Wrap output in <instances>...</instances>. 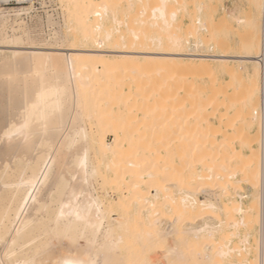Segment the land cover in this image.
Wrapping results in <instances>:
<instances>
[{"label":"bare ground","instance_id":"obj_1","mask_svg":"<svg viewBox=\"0 0 264 264\" xmlns=\"http://www.w3.org/2000/svg\"><path fill=\"white\" fill-rule=\"evenodd\" d=\"M122 1L67 0L71 8L66 31L54 14L33 15L28 7L0 16V231L5 226L10 231L22 228L21 258L37 264L75 259H107L112 264H261L264 66L253 51L260 42L250 37L240 53L222 50L225 44L218 37L207 44L201 37L208 31L202 3L197 5L196 27L189 23L190 29L186 25L184 32V15H190L188 0H126V6ZM28 2L32 5L34 1ZM162 3L167 7L156 15H165L170 28L162 20H152L153 9ZM9 31L13 32L11 39ZM127 65L131 74L143 77L141 81L170 77L168 97H173L180 73L192 76L187 89L180 86L187 90L186 110L192 113L194 125L190 129L188 124L182 146L189 148L184 149L189 151L186 165L175 159L184 153L180 145L185 141L172 135L175 112H179L174 106L177 99L170 98L172 105L169 102L175 109L170 108L175 113L171 125L164 126L169 132L159 128L171 137L159 143L158 122L164 120L155 122V110L151 117L142 111L155 108L151 105L154 90L150 91L155 86L148 79H144L146 83L133 80L130 91L115 89L112 93L111 76ZM250 65L253 75L248 71ZM218 71L228 72L232 78L247 76L225 107L233 121L242 123L239 146L247 153L237 151L234 141L221 135L225 101L223 97L221 101ZM155 77L150 80L159 83ZM205 78L210 84L200 86L199 80ZM137 86L140 89L134 88ZM166 89L162 94H168ZM42 90L49 93L47 105L59 106V127L49 125L27 143L15 135L7 136L13 124L19 127L24 122L25 110L37 102ZM160 98L154 99L158 106L167 104L165 99L160 103ZM258 102L260 133H252ZM210 110L219 125L214 124L209 133L204 127ZM86 118L97 127L89 128ZM169 126L173 128L169 130ZM109 135L113 136L111 142ZM255 144L260 145V152ZM100 182L110 188L100 191ZM240 184L258 193L256 203L245 204L244 199L251 195ZM70 202L71 207H64ZM85 206L93 210V223L97 210L103 220V227L95 230L100 233L98 240L91 229L87 239H76L78 225L74 216L68 219L77 207ZM98 246L103 248L99 256ZM253 250L259 253L255 262L251 261ZM4 251L0 245V259L5 258Z\"/></svg>","mask_w":264,"mask_h":264},{"label":"rangeland","instance_id":"obj_2","mask_svg":"<svg viewBox=\"0 0 264 264\" xmlns=\"http://www.w3.org/2000/svg\"><path fill=\"white\" fill-rule=\"evenodd\" d=\"M28 1L29 0H27L24 4H19L18 0H0V16L14 14L16 10L28 7V8H30V13L31 14L34 13L33 15H39L41 17H43V16L45 17L47 13L54 14L55 18L57 19V21H59L63 25V29L65 28L67 30V27L65 25H66V23L68 24L70 22L69 12H70V8H71V6H69L70 3L68 2L69 3L68 4L67 0H33L34 2L32 3V5ZM262 1L263 0H188V2H189V4H188V6H189V14L191 16L190 15L188 16V14L184 15V18H183V30H184V32H186V30L187 29L189 30L190 27H193V28L196 27L197 23H196L195 17H196V12H197V5L202 3V5L204 6V22H205L206 27L208 28V31L207 32L206 31L202 32L201 37L206 41L207 44L210 43L209 40L212 37H218L225 44V46L222 48V50L230 51V52H234V53H240V52H243V51L246 50V47H245L246 43L249 41V38L251 37L252 39H254L256 41L258 40L260 42L259 43L260 45L258 46V48H256L257 50L253 48V51H254L255 55H258L260 50H261L260 46H261V29H262V15H263V12H262L263 8H262V4H261ZM127 4H128V2H126V0L121 2L122 6H126ZM66 7H68V8H66ZM25 16L26 15H24V17ZM246 18L247 19L249 18L247 20L248 23L247 22L246 23L245 22L241 23L239 21V19L245 20ZM188 24L190 25V27H188ZM186 25H187L188 28L186 27ZM65 29H64V31H66ZM16 35H20V33L17 32ZM8 36H9V39H11L12 36H13V32L9 31L8 32ZM5 50H7V48ZM237 64H243V63H233V65H237ZM258 64H257V69L259 70L258 71L259 72L258 75H259L260 74V65H258ZM252 68L253 67L251 65L248 67L249 73L252 70H254V68L253 69ZM119 70H120L119 74H116L117 72H114L116 74L115 76L113 74L114 77L111 76L112 74L110 75L111 79L112 78L114 79V80L112 79V80L109 81V85L111 84L110 87H112V86L114 87V88H111L112 93H115V91H117V90L126 91L128 89V91H130L129 90L130 86H133V85L135 86L133 80H135L136 83H140L142 81H144L143 83H146L145 80L148 79V78H144L145 80L142 79V81H141L140 79L143 78V77L142 76L140 77V74H138V73L137 74H131V71H129L130 67L128 65L125 66L124 69L120 68ZM173 71L175 72V69H173ZM183 71H184V69H183ZM183 71H181V72H183ZM221 72H219V74H217V76H216L217 83H219V81H220V85H221L222 91H223L222 94H221V101L223 100V98H224V101H225V103L222 104L223 105L222 106V108H223L222 112L224 114H223V120H221V123H220L221 126H219V128H221L220 132L222 133L221 135H223L224 137L228 136V138L230 140L234 141V144L236 145L237 151L240 150V152H242V153H247L248 150L246 148H244V147L240 148V146H239L240 143H241L240 139H242L241 135H240L241 131H242L241 130V126H242L241 124L242 123L239 120L238 121H233V118L230 116L229 112H226V108H225L227 106L226 105L227 101L230 100V99L228 100V98H231V96H234V94H237V91L241 89L244 81H246V77L247 76L243 75V78H239V77L232 78V77H230L228 72H222V73ZM253 72L254 71H252V73H250V74L253 75ZM176 73H178V72H176ZM183 73H180V75H178V77L175 74L176 77H177L175 82H176L177 85L179 84V86H177L175 84L177 87L175 86V89L173 88V91L175 92L174 95H173L174 99H173V97H168V95H170V91H168L167 89H169V90L171 89L170 88V82L171 81H169V80H171L170 77H167L165 74H163V75H165L164 77H166V78H164L163 76H161V77L164 78L163 82H161L163 78H161L160 76H159L160 79L157 76L156 77L158 79H155L156 78L155 76H152V78L148 79V82L155 86L152 89L150 87V89H151L150 91L154 90L153 93L155 95L154 98H153V102H151L152 103L151 105L154 104L156 106H155L154 109H152V106H151V109H150V107H146L145 110L148 111V112L150 111V113H151V111L153 112L155 110L154 113H153L154 114L153 115V119L156 120V121L154 120L155 122H157L158 120L160 121L162 119L164 120L163 122H161V121L158 122V130H159L158 131V135H157V132L155 131L156 135H157V139H158V140L156 139L157 142L161 141L162 143H164L165 141H167L171 137L169 135H165L164 131L162 130L163 133H164L163 134L162 131H160V129L161 128L163 129L164 126L166 127L168 125H171V116L174 117V115H172V114L176 113L175 114L176 120L174 122L176 127L175 126H174V128L171 127V128L174 129L173 132H172L173 133L172 135H179V140H180V138H183V140H185L184 137H186V132L189 129L188 128L189 127L188 124H190V129H193V128H191L192 126L194 127V125H192V123H193L192 118H191L192 115H190L192 113L190 112V114H188L187 110H186V109H188L187 108L188 107V102H187V99H186L187 97L185 96L187 90L181 89V87L184 88V89H185L186 86L188 87L187 84H191V82L193 80L191 82H189L190 79H192V76L189 75L187 72L186 73L183 72ZM142 74H143V76H146V75H144V73H142ZM181 74H183L184 76H182ZM168 75L170 76V74H168ZM252 75H250V76H252ZM147 76L150 77L149 75H147ZM153 77H155L154 78L155 80H158L160 82L156 83V81L150 80V79H153ZM260 78H261V74L258 77L259 85L261 83L260 82V80H261ZM165 80H167V82ZM132 82H133V84H132ZM160 83L162 85L163 84L164 85L162 86ZM204 83H205V86L209 85L210 84L209 79L205 78V79L199 80L198 84H200V86L201 85L204 86ZM141 85H143V84H141ZM153 85H150V86H153ZM157 85L159 87L162 86V89L163 88L166 89L168 87L166 89L168 94H166V93L162 94L163 90L160 89L159 87H157ZM138 86L134 87V88L135 89H140V88L144 89L143 87L139 86L140 87L139 88ZM143 86L146 87V84L143 85ZM147 87H149V86H147ZM179 87H180V89H179ZM187 87H186V89H187ZM146 88H145V90H149V88L148 89H146ZM158 89L161 92H157ZM178 91H179V93H177ZM183 91H185V92L183 93ZM159 93H161V95ZM145 94H146V91H145ZM150 95H152V94H150ZM159 95H160V97L163 96L162 97L163 99L158 97ZM148 96L149 95L146 94L144 98L148 99ZM164 96H166V98L167 97L168 98L165 99ZM259 96H260V86H259L258 97ZM152 97L151 96L149 97V99H151V101H152ZM156 97H158V98H156ZM159 98H160V101H162L160 103H163V100L165 99L167 104H165V103L163 105L159 104V106H158L159 102L155 103L154 99L157 100ZM170 98H172L173 101L177 99V102L175 101V105L174 106L177 105L176 109L179 111L178 113H177V111L175 113L173 112L175 109L173 110V108L171 106L172 104L170 102ZM169 102H170L171 105L169 104ZM260 102H258V104H259L258 107H257L258 110H259V107H260ZM154 105H153V107H154ZM160 105H162V106H160ZM236 105H237L236 108L241 107V105L239 106V104H236ZM170 108H172L173 111H170L171 110ZM236 108H235V110H236ZM248 108L249 109H253L254 107L253 108L248 107ZM145 110H142L143 114H148L147 117H151L152 113L150 114V113L146 112ZM139 113H140V116H142L141 110L139 111ZM149 115H151V116H149ZM258 116H259V118H258ZM258 116L255 117L256 121H254V119H253L254 122L252 121L253 125L251 124V127H250V131L252 133H255V132L260 133V131H259L260 127L259 128L257 127V126L261 125V124H259L261 122L260 110H259V115ZM207 118H208V121H207L208 123L204 127L205 132L206 131L209 132V130H212L214 124L219 125V122H217L218 118H216V119L214 118V114L211 112V110L208 112ZM188 121H189V123H188ZM258 121H259V123H258ZM86 122H87V125H88L89 128L97 127V124H93V126H92L90 121H89V119H87V118H86ZM168 128H169V130L171 129L170 126ZM165 129L166 128H164V130ZM165 131L169 132L167 129ZM221 135H219L218 137L220 138ZM154 137L156 138V136H154ZM107 139H108V141L111 142L113 140V136L109 135L107 137ZM186 141H187V139L184 142L182 141L183 143L180 146L182 147L184 144H186ZM254 147L260 152V150L258 149V147L260 148L259 144H255ZM182 149H183V147H182ZM184 149L182 150V151H184V153L182 155H180V154L177 155L175 157V159L179 163H181V164L184 163L186 165L187 162H185V161L188 158L187 154L189 153V151H188V153H185V151L187 152V150H184ZM186 149H189V148H186ZM97 186H98L100 191H105V189L110 188L107 184H102L101 182L99 184H97ZM240 186H242L241 189L243 191H247L248 195H251V196H249L250 199H249V197L244 199L245 204L246 205H251L250 204L251 202L252 203H256V201L253 202V200L257 199V198L255 199L254 197H256V194H258V193L253 192L250 189H248V186H245V184L244 185L240 184ZM224 188L226 189L227 187H224ZM225 216L226 215H224V217ZM255 216L256 217H254V218H256V221H257V219H258V213L257 212H255ZM253 224H254L253 225L254 228L258 227V224H256V222H254ZM253 238H258V236L255 235ZM159 249H162V248H159ZM255 252L253 250V252L251 254V261L252 262H255L254 260L256 259V256L259 254L256 250H255ZM258 258H259V256H258ZM258 258H257V260H259ZM257 260H256V262H257ZM257 264H258V262H257Z\"/></svg>","mask_w":264,"mask_h":264},{"label":"snow or ice","instance_id":"obj_3","mask_svg":"<svg viewBox=\"0 0 264 264\" xmlns=\"http://www.w3.org/2000/svg\"><path fill=\"white\" fill-rule=\"evenodd\" d=\"M167 7L166 3H162L158 6L157 9H153V16L152 20H162L165 27L170 28L171 25L168 22V18L161 14L159 17L156 15V12L162 10ZM262 7H264V3H262ZM108 6H105V11H107ZM99 15V13H97ZM176 19L175 13L173 14V20ZM154 27H159L158 24H154ZM111 37H109L110 39ZM123 39V37H121ZM49 96V93L46 90H42L40 96L36 103L31 104L25 110V119L24 122L19 126L12 125V128L6 133L7 136L11 137L13 135L22 138L26 143L32 140L35 137H39L41 131H47L49 125L52 126L53 129L58 128L61 123V117L59 115L58 109L59 106H49L45 103L46 98ZM23 179V177H22ZM29 184L32 181H28ZM34 188V185H33ZM30 196L34 195L33 193H29ZM27 203V201H25ZM64 207H71V202ZM64 212L61 210L60 216L64 217ZM74 216L75 221L78 225L76 231L78 236L76 239H87L89 229L92 230V235L99 239L100 233L95 231L97 227H103V220L101 219L100 213L97 210L95 220L96 223H93V210L89 207H77L75 211L68 217V219H72ZM22 228H15L11 229V231L5 226L2 231H0V245L6 250L4 251V259H0V264H37L36 261L30 259H23L21 258V253L23 248L21 247V235L23 233ZM12 232H15V235H12ZM28 247L24 245V248ZM103 251L102 246L97 247V256ZM57 264H61L60 261H57ZM63 264H112L111 261L104 259H75V260H65ZM264 264V261L261 262Z\"/></svg>","mask_w":264,"mask_h":264},{"label":"built area","instance_id":"obj_4","mask_svg":"<svg viewBox=\"0 0 264 264\" xmlns=\"http://www.w3.org/2000/svg\"><path fill=\"white\" fill-rule=\"evenodd\" d=\"M261 41H262V48L259 54L256 56V58L264 66V13L262 17Z\"/></svg>","mask_w":264,"mask_h":264}]
</instances>
